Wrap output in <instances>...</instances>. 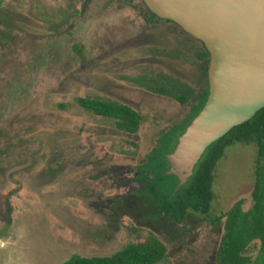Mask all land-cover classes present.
Instances as JSON below:
<instances>
[{
  "label": "rangeland",
  "instance_id": "rangeland-1",
  "mask_svg": "<svg viewBox=\"0 0 264 264\" xmlns=\"http://www.w3.org/2000/svg\"><path fill=\"white\" fill-rule=\"evenodd\" d=\"M68 24L73 28L59 34ZM143 30L153 31L152 42L102 56ZM199 48V42L170 22L156 21L147 29L128 0H92L84 11L81 0H0V168L21 163L8 180L17 177L18 183L4 181L0 173V191L19 188L12 200L25 215L24 224L11 226L8 234L0 220V264H61L72 254L106 256L150 234L163 238L170 249L157 264H215L213 251L220 235L207 221L193 219L182 237L170 242L160 213L145 198L147 214L138 223L126 215L113 230L116 226L110 227L83 198V182L94 179L89 169H70L46 187L36 186L38 170L23 172L43 165L56 146L67 149L65 159L94 144L107 163L135 167L143 162L160 133L188 117L190 105L151 91L141 78L162 74L201 87V65L194 56ZM146 58L152 61L109 69L113 59L117 63ZM84 96L127 98L139 104L145 120L138 147L113 135L117 128L111 119L83 108L77 98ZM133 153L137 157L130 160ZM255 155L252 143L226 148L213 182L215 213L240 198L246 209L251 207ZM109 185L106 195L114 192ZM249 255L252 264H264L260 242L251 245Z\"/></svg>",
  "mask_w": 264,
  "mask_h": 264
},
{
  "label": "trees",
  "instance_id": "trees-1",
  "mask_svg": "<svg viewBox=\"0 0 264 264\" xmlns=\"http://www.w3.org/2000/svg\"><path fill=\"white\" fill-rule=\"evenodd\" d=\"M207 67L204 69L206 76ZM141 79L151 90L191 104L188 117L162 131L157 145L138 167L144 180V191L149 193L160 216L169 221L165 227L161 223V228L167 231L168 239L173 242L182 237L181 231L193 219L207 221L220 235L213 251L215 264H252L249 255L251 245L260 242V251L264 252V107L213 142L196 164L192 176L174 193L178 178L165 173L169 168L167 154L173 151L178 136L204 106L209 83L206 80L205 87L197 91L190 84L162 74ZM77 102L97 115L113 119L117 129L129 134L138 133L145 118L141 112L115 100L84 96L78 97ZM236 142L252 143L256 147L252 167L253 203L246 209L245 200L240 198L226 211L215 213L212 201L216 168L226 148ZM169 251V245L163 238L150 234L142 241L126 243L110 255L72 254L61 264H157L169 255Z\"/></svg>",
  "mask_w": 264,
  "mask_h": 264
},
{
  "label": "water",
  "instance_id": "water-1",
  "mask_svg": "<svg viewBox=\"0 0 264 264\" xmlns=\"http://www.w3.org/2000/svg\"><path fill=\"white\" fill-rule=\"evenodd\" d=\"M144 1L210 52L208 98L167 154L175 193L213 142L264 107V0Z\"/></svg>",
  "mask_w": 264,
  "mask_h": 264
},
{
  "label": "flooded vegetation",
  "instance_id": "flooded-vegetation-1",
  "mask_svg": "<svg viewBox=\"0 0 264 264\" xmlns=\"http://www.w3.org/2000/svg\"><path fill=\"white\" fill-rule=\"evenodd\" d=\"M81 1H82V11H84L86 10L87 6L92 0H81ZM128 1L129 4L143 16L145 22L147 23V29L154 28L156 21L170 22L177 29H179L184 35H188L193 40L199 42L200 48L194 53V56L197 57V60L201 65V79H200L201 82L200 83L198 82L197 85L201 84L202 86L201 87L198 86V88L196 87L194 88L197 91H200L203 87H205L206 85L205 81L206 80L208 81V67L210 61V52L205 46V44L201 40L197 39L196 37L184 31L179 25H177L172 20L161 18L158 15H156L148 8L144 0H128ZM71 28H73V24H68L58 33L59 34L64 33L65 31ZM153 35H154L153 31L150 32L147 30H143L141 33H139L136 36L126 38L124 41L116 45L112 51H107L102 56L106 58L107 56H110L112 53H117L118 51L124 50L125 48L132 49L134 46L150 43L154 40ZM115 61L117 60L113 59L112 60L113 64H111V66L109 67V69L112 72H115L117 70H124V68L131 67L134 65L136 61L140 63V62H151L152 60L146 58V59L126 60L117 63H115ZM206 65L208 66L207 76L205 75V70H204ZM84 81L86 80L84 79ZM108 100H112V99L108 98ZM117 102L130 106L134 110L141 112L139 110L140 105L137 104L136 102L128 100L127 98H125L123 101H117ZM181 104L185 105L184 103ZM186 104L191 105L190 103H186ZM190 111H191V106H190ZM111 120L114 122L113 119ZM113 135L116 137L121 136L128 142L129 145L135 148L138 147V137H139L138 133L129 134L127 131H122L117 129ZM29 147L30 146H27L26 149H29ZM98 148L96 145L90 144L88 146H85V149H83L79 154L75 156H70L65 159L67 149L61 146H56L55 148L51 149V156L44 161L43 165L39 167L37 166L31 167L29 171H23V172L26 173V172H32L33 170H38L37 171L38 183L36 186L40 185L41 187H46V186L54 185L63 176L65 177L66 172H68L70 169L76 170L85 167L89 169L88 175L89 174L91 175V173L94 174L93 176L94 179L91 182L87 180L83 182V188L85 191V193L83 194V198L86 200L87 205L89 207L94 208V210L98 214H102L103 216H105V218L109 221L108 225L110 227L113 228V226H116V228L113 230L119 229V225L121 223L122 217L126 215L129 216L136 223H138V219H140V217H143L148 212V209L144 208L143 206L145 204V198H149V193L144 191L145 185H144V180L140 177L141 172L138 168L139 164L134 167L130 164L124 165L120 162L107 163L106 155L101 154L102 155L101 156L98 152ZM18 156H19L18 154H15V157ZM136 157L137 156H135L134 153L129 156L130 160H134ZM40 158L42 160L45 159L43 157ZM20 166L21 163L15 165L16 168L14 166L9 168L8 167L0 168V173H3L2 175L4 176V181H7L9 183H18L19 181L17 180L18 179L17 177L12 178L14 182L8 180H9L10 172L11 171L15 172V169H17ZM7 182L4 183L3 186H5ZM107 183L110 184L109 186L114 190V192L106 195L104 191L107 188ZM19 190H20L19 188L13 187L9 190V192L0 191V220H2L5 225H7V228H5L7 234L11 226L13 227L15 224H17L16 225L17 227L19 225L22 226L24 224L22 222V219L25 215L22 213V208L20 210L19 209L17 210L12 200V198L18 194ZM18 212H20L21 215H19ZM160 217L162 219V227H165L167 224H169L168 223L169 221L165 220V218H163L162 216ZM20 222H22V224H19ZM70 226H72V228L73 227L78 228L74 224H71ZM1 235L3 234H0V240L3 239Z\"/></svg>",
  "mask_w": 264,
  "mask_h": 264
}]
</instances>
